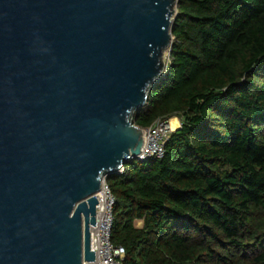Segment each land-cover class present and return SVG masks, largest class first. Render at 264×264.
<instances>
[{"label": "water", "instance_id": "water-1", "mask_svg": "<svg viewBox=\"0 0 264 264\" xmlns=\"http://www.w3.org/2000/svg\"><path fill=\"white\" fill-rule=\"evenodd\" d=\"M177 4L0 0V264L95 260V193L141 152Z\"/></svg>", "mask_w": 264, "mask_h": 264}, {"label": "trees", "instance_id": "trees-1", "mask_svg": "<svg viewBox=\"0 0 264 264\" xmlns=\"http://www.w3.org/2000/svg\"><path fill=\"white\" fill-rule=\"evenodd\" d=\"M172 34L133 122L181 126L106 178L120 264H264V0H178Z\"/></svg>", "mask_w": 264, "mask_h": 264}, {"label": "built area", "instance_id": "built-area-1", "mask_svg": "<svg viewBox=\"0 0 264 264\" xmlns=\"http://www.w3.org/2000/svg\"><path fill=\"white\" fill-rule=\"evenodd\" d=\"M180 126L181 119L179 118ZM175 129L177 128H173L171 118H158L151 126L144 128L147 132L144 134L145 142L141 152L135 158L143 161L153 157H162L165 153V144ZM124 171L125 165L117 173L122 174ZM102 186L105 190V198L100 200L97 197L96 225H90L91 249L95 251V260H83V264H120V258L125 253L122 246H115L111 241L115 196L106 177Z\"/></svg>", "mask_w": 264, "mask_h": 264}, {"label": "rangeland", "instance_id": "rangeland-1", "mask_svg": "<svg viewBox=\"0 0 264 264\" xmlns=\"http://www.w3.org/2000/svg\"><path fill=\"white\" fill-rule=\"evenodd\" d=\"M176 9H177V6H176ZM169 56H170V48H168L166 51H165V53H164V59H165V61H166V66H167V63H168V61H169ZM178 117V116H177ZM173 119V120H172ZM171 119V123L173 124V123H175V122H177V120H176V118H172ZM173 126H176L175 124H173ZM142 224H143V222L142 221H140V220H137L136 221V225L137 226H142Z\"/></svg>", "mask_w": 264, "mask_h": 264}, {"label": "bare ground", "instance_id": "bare-ground-1", "mask_svg": "<svg viewBox=\"0 0 264 264\" xmlns=\"http://www.w3.org/2000/svg\"><path fill=\"white\" fill-rule=\"evenodd\" d=\"M173 120V119H172ZM174 124V123H173ZM172 124V125H173ZM145 138V137H144ZM105 175L106 174H103V176H102V178H101V186H100V189L95 193L96 195H97V197L100 199V200H102V199H104L105 198V190H104V188H103V186H102V184H103V181H104V178H105Z\"/></svg>", "mask_w": 264, "mask_h": 264}, {"label": "crops", "instance_id": "crops-1", "mask_svg": "<svg viewBox=\"0 0 264 264\" xmlns=\"http://www.w3.org/2000/svg\"><path fill=\"white\" fill-rule=\"evenodd\" d=\"M172 118H176V120H177V122H175L174 124L176 125V126H173V128H178L179 127V117H177V116H173V117H171V119ZM172 124V123H171Z\"/></svg>", "mask_w": 264, "mask_h": 264}]
</instances>
